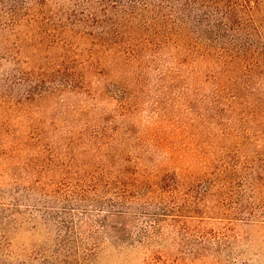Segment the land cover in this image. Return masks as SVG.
<instances>
[{"label":"trees","instance_id":"16d2710c","mask_svg":"<svg viewBox=\"0 0 264 264\" xmlns=\"http://www.w3.org/2000/svg\"><path fill=\"white\" fill-rule=\"evenodd\" d=\"M57 3L88 39L84 72L77 80L62 70L10 77L26 83L22 102L60 112L52 119L78 132L100 161L81 168L30 152L1 194L10 204L0 207V218L54 234L62 264H89L105 244L141 247L157 263L170 229L194 237L200 254V230L210 220L237 215L264 223V0ZM105 71L112 82L100 78ZM221 114L246 117L240 178L235 168L226 175L216 167L211 144ZM128 132H145L140 143L162 147L163 163L151 149L135 148ZM179 132H194L187 153ZM250 198L261 210L254 212Z\"/></svg>","mask_w":264,"mask_h":264},{"label":"rangeland","instance_id":"374dc122","mask_svg":"<svg viewBox=\"0 0 264 264\" xmlns=\"http://www.w3.org/2000/svg\"><path fill=\"white\" fill-rule=\"evenodd\" d=\"M82 32L83 29L76 28L60 12L57 0H46L43 4L41 0H13V3L0 0V207L10 204V197L1 194L12 184L13 173L16 174L21 167L17 164L32 156V151H47L42 156H51L57 164L81 168H85V164H99L100 159L87 152L86 141H82L84 145L78 141V132H65L66 128L52 119L60 112L48 110L49 105L42 103L22 102V87L26 83L23 85L18 76L15 80L10 77L17 70L28 74L41 72L45 76L62 70L67 74L70 71L73 80H77V76L84 72V61L88 59L85 50L89 49V43ZM108 74L105 71L100 78L112 82L113 78L107 79ZM146 110L138 113L142 122L149 115ZM179 133L184 137L178 146L187 153L183 146L195 145L194 132ZM142 134L144 138L145 132L125 135L131 144H136L135 148L151 149L156 163H163L162 147H155L147 139L146 143H140L138 137ZM211 147L219 170L229 175L235 168L237 178L242 177L241 168L245 166L248 151L246 117L242 114L219 115L215 120ZM261 190L259 186L255 196H260ZM248 201L254 212L263 207L254 198ZM245 220L242 216L229 215L206 222L200 230L206 236L200 244L205 248L200 254L195 252L194 237L183 240L170 229L165 236L167 241L162 245V260L152 264H264L263 219H256L258 222ZM32 224L14 227L7 224L4 217L0 218V264H62L64 259L56 257L54 234ZM107 245L89 264H150L148 252L141 247ZM68 263L73 264L72 260Z\"/></svg>","mask_w":264,"mask_h":264}]
</instances>
